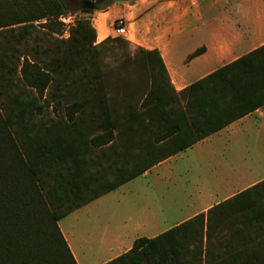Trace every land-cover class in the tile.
<instances>
[{
  "label": "trees",
  "instance_id": "16d2710c",
  "mask_svg": "<svg viewBox=\"0 0 264 264\" xmlns=\"http://www.w3.org/2000/svg\"><path fill=\"white\" fill-rule=\"evenodd\" d=\"M68 1L94 3L80 10L93 15L133 0ZM67 13L63 0H0V264H77L61 219L264 105V47L174 97L157 51L136 47L111 70L115 45L131 43H98L87 17L61 38ZM241 68L252 92L222 106ZM212 213L108 264H264L263 253L215 244Z\"/></svg>",
  "mask_w": 264,
  "mask_h": 264
},
{
  "label": "crops",
  "instance_id": "0c3cea01",
  "mask_svg": "<svg viewBox=\"0 0 264 264\" xmlns=\"http://www.w3.org/2000/svg\"><path fill=\"white\" fill-rule=\"evenodd\" d=\"M94 15L98 43L114 37L115 22L123 20L134 47L160 54L174 97L264 47V0H137ZM232 78L222 106L229 100L241 104L252 92L242 68ZM215 85L226 82L207 84V92ZM194 161L210 173L207 178L186 175ZM151 176L177 192L138 197L124 213L100 209L97 203L110 192L58 222L77 264H108L129 253L137 240L154 239L209 211L215 244L222 241L223 251L264 254V105L139 177Z\"/></svg>",
  "mask_w": 264,
  "mask_h": 264
},
{
  "label": "rangeland",
  "instance_id": "374dc122",
  "mask_svg": "<svg viewBox=\"0 0 264 264\" xmlns=\"http://www.w3.org/2000/svg\"><path fill=\"white\" fill-rule=\"evenodd\" d=\"M67 7H68V13L66 15H64L62 18L67 19L69 21H67V23L62 22L63 24V35L61 38H67L69 37L68 35V30L69 27L71 26L70 23H73L77 18H83V17H87L89 19H91L92 23L94 24V18L97 17L94 14L93 15H84L80 12L81 8H79V6H76L74 3L69 2L68 0H63ZM137 0H133L132 2H135ZM71 18V19H69ZM99 19V17H97ZM117 23V21L115 22V24ZM96 27L100 30L101 32V39H104L106 37V33L102 32V28L99 24V21L96 22ZM97 30V29H96ZM109 38H113V37H109ZM53 39L52 37H48L47 41L44 42L45 46H48L50 40ZM107 38H105L104 40H106ZM131 39H134L133 37H131ZM131 43V41H129ZM135 48L132 43L129 47L123 46V45H115V54L114 56L108 57L106 59V63L108 68H110L111 70H114L115 68H117L119 66V64L122 62V60H124L126 58V56L128 55L129 51L131 53L135 52ZM123 88H118L116 93L118 95L119 98V104L123 103V100H121L123 98ZM197 162L194 161L191 166L189 167V171L186 174L190 179L194 180L196 177L201 176L204 178H207L210 173L207 170H199L194 164H196ZM177 192L176 189L173 188V186L171 187H165V186H161L159 183H157L153 177H148V178H144V177H139L137 179H135L133 182L111 192L107 197H105V199H102L101 201H99L100 205V209H106L108 211L114 210V211H119V208L124 212H126L129 207L135 202V200L138 197H152V198H163L166 197L167 195H170L171 193ZM100 220H104L107 217L100 215Z\"/></svg>",
  "mask_w": 264,
  "mask_h": 264
},
{
  "label": "built area",
  "instance_id": "2783aa9c",
  "mask_svg": "<svg viewBox=\"0 0 264 264\" xmlns=\"http://www.w3.org/2000/svg\"><path fill=\"white\" fill-rule=\"evenodd\" d=\"M71 19V18H69ZM62 22L67 23V19L61 18L60 19ZM75 21L73 23H70V27L68 30V35L70 32L71 27L74 25ZM114 31H115V36L113 38H121L127 41H131V34L130 31L128 30V28L125 26L124 21L123 20H118L117 23L114 25Z\"/></svg>",
  "mask_w": 264,
  "mask_h": 264
},
{
  "label": "water",
  "instance_id": "95a60500",
  "mask_svg": "<svg viewBox=\"0 0 264 264\" xmlns=\"http://www.w3.org/2000/svg\"><path fill=\"white\" fill-rule=\"evenodd\" d=\"M132 3L134 4V2H132ZM75 5L79 6V8H81V9H87V8L94 9V3H91L90 5L75 3Z\"/></svg>",
  "mask_w": 264,
  "mask_h": 264
},
{
  "label": "flooded vegetation",
  "instance_id": "af4514ba",
  "mask_svg": "<svg viewBox=\"0 0 264 264\" xmlns=\"http://www.w3.org/2000/svg\"><path fill=\"white\" fill-rule=\"evenodd\" d=\"M75 4V3H74Z\"/></svg>",
  "mask_w": 264,
  "mask_h": 264
}]
</instances>
